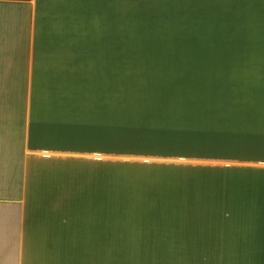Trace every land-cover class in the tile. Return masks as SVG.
<instances>
[{
	"label": "crops",
	"instance_id": "0c3cea01",
	"mask_svg": "<svg viewBox=\"0 0 264 264\" xmlns=\"http://www.w3.org/2000/svg\"><path fill=\"white\" fill-rule=\"evenodd\" d=\"M250 44L264 53V0H0V264L264 259ZM198 58L234 64L174 60Z\"/></svg>",
	"mask_w": 264,
	"mask_h": 264
},
{
	"label": "rangeland",
	"instance_id": "374dc122",
	"mask_svg": "<svg viewBox=\"0 0 264 264\" xmlns=\"http://www.w3.org/2000/svg\"><path fill=\"white\" fill-rule=\"evenodd\" d=\"M245 45L244 43H237ZM254 46L259 43H251ZM249 45L252 47V45ZM252 48H255V47ZM242 50L239 47L237 50ZM247 49V47H246ZM256 49V48H255ZM247 56L246 53H243ZM242 55V54H241ZM240 55V57H241ZM259 57H256L258 56ZM235 64H264V53L258 49ZM178 64H234L224 58L174 59ZM144 59H120V64H144ZM220 251L177 250H95L82 249V264H264V259L223 260Z\"/></svg>",
	"mask_w": 264,
	"mask_h": 264
}]
</instances>
